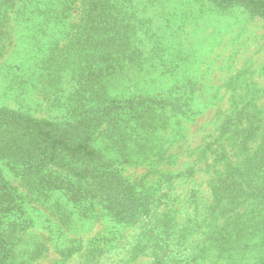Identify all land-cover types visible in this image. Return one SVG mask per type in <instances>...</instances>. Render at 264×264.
<instances>
[{
    "label": "rangeland",
    "instance_id": "1",
    "mask_svg": "<svg viewBox=\"0 0 264 264\" xmlns=\"http://www.w3.org/2000/svg\"><path fill=\"white\" fill-rule=\"evenodd\" d=\"M1 108L89 122L99 166L142 200L121 218L49 184L55 167L0 164L6 264H264L260 9L0 0Z\"/></svg>",
    "mask_w": 264,
    "mask_h": 264
},
{
    "label": "trees",
    "instance_id": "2",
    "mask_svg": "<svg viewBox=\"0 0 264 264\" xmlns=\"http://www.w3.org/2000/svg\"><path fill=\"white\" fill-rule=\"evenodd\" d=\"M215 1L222 4L228 2ZM241 1L260 9L264 16V0ZM88 123L83 121L76 125L63 126L50 120L1 108L0 164L9 166L14 171L20 166L22 172H41L45 164L47 167H55L53 174L47 173L48 183L65 190L75 203L85 204L89 200L90 205L98 203L114 216L123 218L133 215L142 200L130 193L123 180L113 179L99 166L100 156L91 146L88 136L91 135L93 127L90 130ZM44 179L42 176L41 180ZM225 181L228 182V178ZM4 185L5 182L0 177V190ZM77 197H83L84 200ZM236 226L243 233L251 231L243 227V224ZM250 241L241 245L243 251L250 247ZM253 243H256L252 246L255 251L264 248V241L255 240ZM7 252V244L0 238V264H6Z\"/></svg>",
    "mask_w": 264,
    "mask_h": 264
}]
</instances>
